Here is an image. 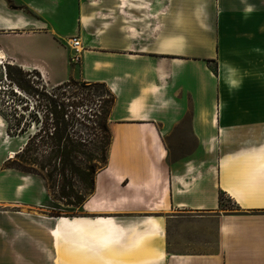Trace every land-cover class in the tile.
Returning a JSON list of instances; mask_svg holds the SVG:
<instances>
[{
    "label": "crops",
    "instance_id": "0c3cea01",
    "mask_svg": "<svg viewBox=\"0 0 264 264\" xmlns=\"http://www.w3.org/2000/svg\"><path fill=\"white\" fill-rule=\"evenodd\" d=\"M4 36L48 85L103 84L114 102L83 216L0 191V264H264V0H0ZM100 219L125 249L76 244Z\"/></svg>",
    "mask_w": 264,
    "mask_h": 264
},
{
    "label": "trees",
    "instance_id": "16d2710c",
    "mask_svg": "<svg viewBox=\"0 0 264 264\" xmlns=\"http://www.w3.org/2000/svg\"><path fill=\"white\" fill-rule=\"evenodd\" d=\"M72 82L54 88L64 90ZM83 85L102 90L97 93L100 109L75 112L72 109L78 105L64 99L65 93L46 96L47 122L29 136L14 161L16 169L41 177L51 190L58 189L59 203L73 210L81 209L93 194L96 174L106 167L111 144L109 114L114 97L103 84Z\"/></svg>",
    "mask_w": 264,
    "mask_h": 264
},
{
    "label": "rangeland",
    "instance_id": "374dc122",
    "mask_svg": "<svg viewBox=\"0 0 264 264\" xmlns=\"http://www.w3.org/2000/svg\"><path fill=\"white\" fill-rule=\"evenodd\" d=\"M0 40L8 45L20 42L14 36H4ZM20 40L31 49V45L25 42V39ZM43 78L36 70H25L18 67L9 56L6 60L0 59V191L10 192V187L16 186L22 189L36 188L38 192L37 206H24L23 209L36 211L39 216L41 214L61 218L83 216L84 214L79 213L81 209L73 210L59 203L58 189L51 190L41 177L16 169L14 161L15 155L24 147L29 136L38 132L47 122L46 105L48 101L46 96L65 93L64 99L68 100V97L71 102L74 101L78 105V107L74 106L72 111L82 113L84 110H88V112L94 113L100 109L101 101L97 93H101L102 90L97 86L85 87L83 82L77 81L72 82L71 87L56 91ZM81 103L84 104L82 107L79 106ZM11 151L15 152L13 158H10ZM73 239L76 244H80L81 248L88 246L89 250L93 249L89 244L77 242L76 238ZM152 240L147 238L144 241V246ZM125 247V243H120L109 246L106 250L125 249ZM113 253L115 252L113 251Z\"/></svg>",
    "mask_w": 264,
    "mask_h": 264
},
{
    "label": "bare ground",
    "instance_id": "6f19581e",
    "mask_svg": "<svg viewBox=\"0 0 264 264\" xmlns=\"http://www.w3.org/2000/svg\"><path fill=\"white\" fill-rule=\"evenodd\" d=\"M0 59H3V60L7 59L6 55L4 54L2 50L0 51ZM14 155H15V152L11 151L10 158H13ZM63 219L66 220L67 218H63ZM66 221L68 222V220ZM99 222L102 225V228L107 230L106 233L100 234V236L97 235V236L87 237L86 239V243L91 245V247H93V250H96V251L101 250L104 247V245L118 244L120 240V235L118 231L113 227L112 222H109L104 219H100Z\"/></svg>",
    "mask_w": 264,
    "mask_h": 264
},
{
    "label": "built area",
    "instance_id": "2783aa9c",
    "mask_svg": "<svg viewBox=\"0 0 264 264\" xmlns=\"http://www.w3.org/2000/svg\"><path fill=\"white\" fill-rule=\"evenodd\" d=\"M69 46L73 50L70 61L72 63H79L81 61V53L83 48L81 46L80 40L78 38H71L69 40Z\"/></svg>",
    "mask_w": 264,
    "mask_h": 264
}]
</instances>
